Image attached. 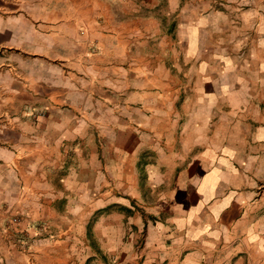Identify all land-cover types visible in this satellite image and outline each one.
Returning a JSON list of instances; mask_svg holds the SVG:
<instances>
[{"label": "crops", "instance_id": "1", "mask_svg": "<svg viewBox=\"0 0 264 264\" xmlns=\"http://www.w3.org/2000/svg\"><path fill=\"white\" fill-rule=\"evenodd\" d=\"M115 259L264 264V0H0V264Z\"/></svg>", "mask_w": 264, "mask_h": 264}, {"label": "rangeland", "instance_id": "2", "mask_svg": "<svg viewBox=\"0 0 264 264\" xmlns=\"http://www.w3.org/2000/svg\"><path fill=\"white\" fill-rule=\"evenodd\" d=\"M99 215V212L98 213H96L93 217H92V220H95L96 219V216H98ZM42 232L44 233V234H48L49 236V238L51 239V240H53V237L52 236H50L51 235V233L52 232H50V228H48V227H46V226H44V227H42ZM100 258V256H98L96 259H99ZM108 262H109V260H108ZM108 262H101V263H108ZM110 264H118L119 263V260H117V259H115V260H112L111 262H109ZM96 264H98L97 262H96Z\"/></svg>", "mask_w": 264, "mask_h": 264}]
</instances>
